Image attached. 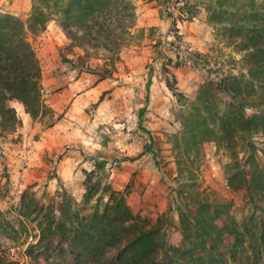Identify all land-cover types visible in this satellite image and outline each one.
<instances>
[{"label":"rangeland","instance_id":"374dc122","mask_svg":"<svg viewBox=\"0 0 264 264\" xmlns=\"http://www.w3.org/2000/svg\"><path fill=\"white\" fill-rule=\"evenodd\" d=\"M112 1L91 40L79 29L68 36L61 13L24 35L41 109L31 117L9 101L19 123L0 128V264H55L68 243L57 228L64 213L66 229L78 226L118 192L131 233L157 227L159 264L181 263L184 248L203 264H264V189L249 182L254 168L264 185V135L244 125L264 119V0ZM38 2L0 0V17L27 27ZM82 77L99 86L94 102L53 108ZM88 189L96 194L84 198ZM180 214L204 217L203 252L185 243ZM196 233L188 230L198 244Z\"/></svg>","mask_w":264,"mask_h":264},{"label":"trees","instance_id":"16d2710c","mask_svg":"<svg viewBox=\"0 0 264 264\" xmlns=\"http://www.w3.org/2000/svg\"><path fill=\"white\" fill-rule=\"evenodd\" d=\"M113 2L112 0H39L38 5H34L32 9L27 27L11 15L0 17V128L10 130L19 123L14 111L7 105L9 101L22 103L26 113L31 117L36 116L41 109L40 67L32 47L24 37L25 33L30 32L33 35L41 33L52 19L61 13L63 19L59 21V25L68 36L78 39L74 29H79L84 31L82 35L84 38L88 37L91 40V31L99 18L96 13L103 12ZM163 72L164 78L168 79L165 71ZM254 120L247 119L244 123L245 127L261 130L264 135L263 116L258 123H253ZM231 130L233 129L230 125L226 127L228 133L232 132ZM185 131L188 136L194 133L189 127ZM194 138L195 135L192 136L191 143H195ZM263 146L264 142L261 148ZM253 170L249 180L252 188L264 189V185L261 184L263 178L257 179L256 170ZM243 178V174L240 173L238 177L235 176L234 182L242 183ZM94 194H96L95 190L88 189L84 198L92 197ZM124 195V192H118L114 196L112 194L113 204L106 203L102 215L95 211L88 220L84 218L80 225L71 224L70 229H66L65 222L72 223V219L64 213L63 221L57 228L68 243L66 253L62 249V255L55 259V264H159L156 260L158 250L164 249V245L157 227L131 233L130 224L134 219L124 203ZM203 218L201 214L197 216L180 214V227L185 243L189 241L191 248L196 247L202 252L208 245L207 241L211 234L209 228H201ZM49 226L53 227V222L50 220ZM191 228L196 230V236L201 238L200 243L191 242V234H188ZM65 231L68 234L65 235ZM209 242L210 248L214 249L215 243L211 239ZM181 255L183 261L179 264H203L205 260L202 257V260L201 258L191 260L192 252L187 248L182 250ZM68 256H71L73 263L68 260Z\"/></svg>","mask_w":264,"mask_h":264},{"label":"crops","instance_id":"0c3cea01","mask_svg":"<svg viewBox=\"0 0 264 264\" xmlns=\"http://www.w3.org/2000/svg\"><path fill=\"white\" fill-rule=\"evenodd\" d=\"M150 15H153V13L151 11L147 12V18H149ZM151 19V18H150ZM153 20V19H152ZM91 81H89L86 78H80L78 79L75 83H73L74 85L69 84V86L67 87V90L64 91L63 89V94L62 97H56V98H52L51 100V106L53 108H55L56 110H60V108L63 107L62 104H70V108L69 111L75 113L76 111H83L84 109H86L91 102H94V100L96 99L97 96V89L98 88L94 85H92L91 87L88 85L90 84ZM78 86V90L80 87H88V89H84L82 92L76 91L78 93V95L80 94V96H77L76 99H72V95L75 92L76 88ZM101 87V85H100ZM72 99V100H71ZM69 100V101H68ZM18 106L17 108L19 110H22V107L19 105V103H16ZM80 108V109H79ZM80 121H85L84 118L80 119ZM47 143V142H46ZM81 147H83L81 145ZM131 147L127 148V150H129V154H133L130 150ZM134 155V154H133ZM142 164L141 160L140 161H135L134 164H132V166H134V170L130 169V171L136 172V169L138 167H140V165ZM130 165V163H129ZM71 166H74L73 163H71ZM142 166V165H141ZM69 174H67L66 176L68 177Z\"/></svg>","mask_w":264,"mask_h":264},{"label":"built area","instance_id":"2783aa9c","mask_svg":"<svg viewBox=\"0 0 264 264\" xmlns=\"http://www.w3.org/2000/svg\"><path fill=\"white\" fill-rule=\"evenodd\" d=\"M28 264H36V263H34V262H30V263H28Z\"/></svg>","mask_w":264,"mask_h":264}]
</instances>
